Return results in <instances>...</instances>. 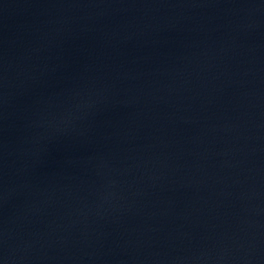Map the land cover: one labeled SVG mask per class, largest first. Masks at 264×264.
Instances as JSON below:
<instances>
[{"label":"water","instance_id":"95a60500","mask_svg":"<svg viewBox=\"0 0 264 264\" xmlns=\"http://www.w3.org/2000/svg\"><path fill=\"white\" fill-rule=\"evenodd\" d=\"M0 264H264V0H0Z\"/></svg>","mask_w":264,"mask_h":264}]
</instances>
